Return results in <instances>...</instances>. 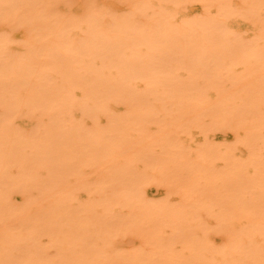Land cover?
Instances as JSON below:
<instances>
[{
  "label": "bare ground",
  "instance_id": "1",
  "mask_svg": "<svg viewBox=\"0 0 264 264\" xmlns=\"http://www.w3.org/2000/svg\"><path fill=\"white\" fill-rule=\"evenodd\" d=\"M0 264H264V0H0Z\"/></svg>",
  "mask_w": 264,
  "mask_h": 264
}]
</instances>
